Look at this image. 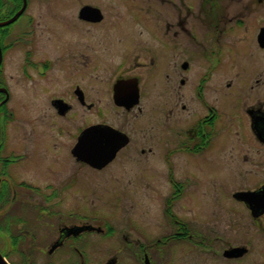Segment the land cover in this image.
Instances as JSON below:
<instances>
[{
	"label": "flooded vegetation",
	"instance_id": "1",
	"mask_svg": "<svg viewBox=\"0 0 264 264\" xmlns=\"http://www.w3.org/2000/svg\"><path fill=\"white\" fill-rule=\"evenodd\" d=\"M140 195L169 232H119ZM1 241L11 264H264V0H0Z\"/></svg>",
	"mask_w": 264,
	"mask_h": 264
},
{
	"label": "rangeland",
	"instance_id": "2",
	"mask_svg": "<svg viewBox=\"0 0 264 264\" xmlns=\"http://www.w3.org/2000/svg\"><path fill=\"white\" fill-rule=\"evenodd\" d=\"M146 196V195H145ZM143 195H140L141 198H143L142 201L143 203L138 204V208L136 207L134 210L130 211L129 213V217L130 219H132V221L135 223L133 227L121 224V225H117L116 228L119 230L120 233L124 232L125 229H131L133 228L135 230V232H137L138 234H154V235H162L164 233H167L170 231V229H168V225L166 222V217L164 214V204H163V199H159L158 195L154 196L153 200L150 201V196L148 195L147 197H145ZM163 196V194H162ZM204 199L206 200V206L205 209H203V214H204V218H210V195H206L204 194ZM128 197L130 198V202H133L135 205V197L133 195H128ZM138 201V199H137ZM193 211L194 209L190 210L187 212V215H191L193 216ZM110 215H116L115 211H111L108 210ZM176 213H180L182 214L183 211L176 209L175 210ZM179 214V215H180ZM185 214V213H184ZM128 216V214H126V217ZM182 216V215H181ZM186 216V215H185ZM204 221H206L204 219ZM205 229V227H204ZM206 230L209 231V227H206ZM206 231V233H207ZM0 246L1 248L3 247V242H0ZM187 247H185L187 250L193 249V247H189V244L186 245ZM181 246L176 245L173 246L171 249L173 250H179ZM183 249V247H182ZM2 251H4L2 249ZM172 262L174 261L175 257L178 256L177 253L172 252Z\"/></svg>",
	"mask_w": 264,
	"mask_h": 264
},
{
	"label": "water",
	"instance_id": "3",
	"mask_svg": "<svg viewBox=\"0 0 264 264\" xmlns=\"http://www.w3.org/2000/svg\"><path fill=\"white\" fill-rule=\"evenodd\" d=\"M0 264H11L2 252H0Z\"/></svg>",
	"mask_w": 264,
	"mask_h": 264
}]
</instances>
